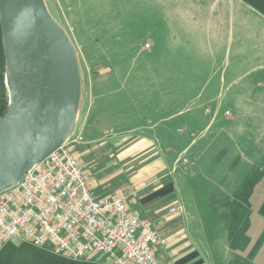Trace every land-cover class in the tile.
I'll list each match as a JSON object with an SVG mask.
<instances>
[{"label":"crops","instance_id":"1","mask_svg":"<svg viewBox=\"0 0 264 264\" xmlns=\"http://www.w3.org/2000/svg\"><path fill=\"white\" fill-rule=\"evenodd\" d=\"M62 1L97 9V0ZM125 2L138 3L144 26L168 32L155 35L154 41L168 43V49L163 45L155 52L159 61L152 72L168 65L169 89H184L190 105L204 108L199 117L182 119L188 123L184 133L172 125L174 133L169 134L188 138L176 149L166 146L169 153L188 156L180 155L175 162L189 158L182 180L169 186L153 183L135 208L122 188L115 190L126 194L130 210L165 240L155 248L165 264H264V0ZM104 86L94 89L98 103L112 95L108 83ZM169 120L144 121L153 126ZM157 130L164 135L165 129ZM92 142L89 138L86 143ZM196 176L205 188L202 205L188 179ZM177 205L180 208L171 212ZM20 252L52 264H108L98 256L71 259L23 240L3 245L0 264Z\"/></svg>","mask_w":264,"mask_h":264},{"label":"rangeland","instance_id":"2","mask_svg":"<svg viewBox=\"0 0 264 264\" xmlns=\"http://www.w3.org/2000/svg\"><path fill=\"white\" fill-rule=\"evenodd\" d=\"M125 1L97 0V9L93 10L85 3L76 2L71 6L62 0H45L50 14L72 44L80 73V102L69 138L83 127L86 142L89 138L93 141L83 164L85 169L89 162L93 164L94 173L86 176L92 181L95 192L103 196L122 188L129 196L130 206L135 208L140 196L150 193L154 184L163 182L169 186L184 178L183 164L187 165L189 158L187 162L175 160L180 155L188 156L185 152L169 153L166 146L176 149L188 142V138L169 134L174 133L172 125H177L184 133L188 123L182 119L199 117L204 107L190 105L184 89H169L168 65L159 73L152 72L154 62L159 61L155 52L168 44L154 41L155 35L168 32L144 26L145 14L138 3L127 6ZM105 83L112 95L98 103L94 89L104 88ZM121 117L124 122L120 121ZM146 117L170 120L150 126L144 121ZM176 118L177 124L174 123ZM131 125L139 127L128 130ZM157 127L165 129L164 135ZM98 257L103 259L102 255ZM6 263L52 264L23 252L10 257Z\"/></svg>","mask_w":264,"mask_h":264},{"label":"built area","instance_id":"3","mask_svg":"<svg viewBox=\"0 0 264 264\" xmlns=\"http://www.w3.org/2000/svg\"><path fill=\"white\" fill-rule=\"evenodd\" d=\"M85 143L80 130L0 192V249L18 239L71 259L165 264L155 253L165 240L130 210L127 195L96 194L74 149Z\"/></svg>","mask_w":264,"mask_h":264},{"label":"water","instance_id":"4","mask_svg":"<svg viewBox=\"0 0 264 264\" xmlns=\"http://www.w3.org/2000/svg\"><path fill=\"white\" fill-rule=\"evenodd\" d=\"M8 104L0 116V192L69 138L80 73L45 0H0Z\"/></svg>","mask_w":264,"mask_h":264},{"label":"trees","instance_id":"5","mask_svg":"<svg viewBox=\"0 0 264 264\" xmlns=\"http://www.w3.org/2000/svg\"><path fill=\"white\" fill-rule=\"evenodd\" d=\"M4 74H5V55H4V50H3L1 26H0V116L4 114L7 104H8V91H7V87L5 84ZM91 147H93V145L89 143L77 144L75 146L74 149L77 152V155L79 156V159L82 162H84V160L88 158V152H89V149H91ZM93 173H94L93 164L89 162L87 165V168L85 169V174L92 175ZM188 179H189V183L191 184L195 192V196H196V200H198V204L202 205L203 199H202L201 193H203L205 188L200 185L201 179L198 176L189 177ZM97 195H100V193L99 194L97 193Z\"/></svg>","mask_w":264,"mask_h":264}]
</instances>
